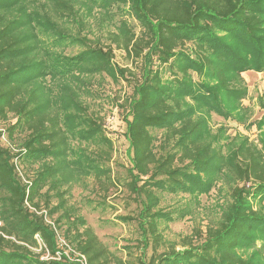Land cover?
I'll use <instances>...</instances> for the list:
<instances>
[{
    "label": "trees",
    "instance_id": "trees-1",
    "mask_svg": "<svg viewBox=\"0 0 264 264\" xmlns=\"http://www.w3.org/2000/svg\"><path fill=\"white\" fill-rule=\"evenodd\" d=\"M119 3L138 35L124 21L107 32L109 45L71 32L97 11L101 26ZM74 46L81 50L65 52ZM114 49L138 61V74L112 63ZM247 71L264 73V0H0V126L12 117L4 134L24 136L16 152L0 146V264H264L256 247L264 242V94L256 98L261 117L248 124L256 142L211 125L212 115L245 122ZM102 74L131 85L118 107L139 252L126 260L65 207L61 192L89 177L105 192L115 185L112 140L82 100ZM15 161L35 167L25 183ZM218 184L226 196L218 219L179 249L166 241L160 225L189 211L159 209V194L197 201ZM61 221L76 257L58 247Z\"/></svg>",
    "mask_w": 264,
    "mask_h": 264
},
{
    "label": "rangeland",
    "instance_id": "rangeland-1",
    "mask_svg": "<svg viewBox=\"0 0 264 264\" xmlns=\"http://www.w3.org/2000/svg\"><path fill=\"white\" fill-rule=\"evenodd\" d=\"M109 17L105 18L100 26L101 12H95L94 17L87 21L86 28L81 31L71 24V32L75 35L86 36L88 39L99 40V45H109L107 37L108 31H114L120 21L126 22L128 27L136 34H139L140 28L135 19L127 13V6L122 4L112 5L109 9ZM81 50L78 46L69 47L65 50L67 54H74ZM112 63L119 68H128L135 74H138L139 63L132 61L124 51L114 49ZM242 77L247 85L248 95L242 101L244 107L247 108L248 114L244 123H237L232 120H223L220 117L212 115L211 125L216 128L220 125L224 126L227 134L234 135L240 132L249 140L256 142L257 131L254 126L248 124L261 117L262 111L258 108L256 98L264 94V73L259 75L251 72H245ZM89 92L82 96L83 102L88 107L89 112L94 116L102 119L103 128L107 136L112 140L113 152L109 166L112 171V178L115 182L107 192L100 189L92 178H84L82 181L74 183L70 186L61 188V192H66L64 200L65 207L68 210L73 209L75 215L83 218L86 225L90 227L98 239L117 257L126 260L132 256H136L139 252V230L135 218L138 213V204L132 195H129L125 188V182L128 181L126 168L130 166L127 155L128 142L125 139V124L122 116L124 112L118 107L123 98L131 93V85L128 82L119 80L113 82L108 76L102 74L96 75L88 84ZM14 119H10L1 124L0 146L9 148L11 152H16L21 147L24 140L23 135H14L8 138L4 134V130L8 128ZM17 165L18 176H22L25 183L27 177L32 176L33 169L29 165L21 164L15 161ZM219 184L212 189L207 195H201L197 201H187L188 196L183 194L171 195L159 194L160 202L158 208L163 211L176 210L181 207H187L188 213L174 222L160 225L164 239L170 244H177L179 249L181 240L185 237H193L196 231H204L207 224H212L218 219V204L226 199L225 191L218 193ZM56 198H52L50 206H56ZM43 213L48 210L43 205ZM62 211L54 214L51 219L46 218L47 224H52L53 220H57ZM130 217L132 221L122 222L118 217ZM62 221L56 227L58 237V247L61 248L66 256L75 254L72 252V246L64 238L63 234L65 225ZM165 226V227H164ZM256 247L264 253V242H258ZM39 251V250H37ZM162 251V249L160 250ZM148 255L150 250L147 251ZM76 257V256H75ZM48 254L42 256V259H49ZM52 259V258H51ZM56 259V258H54Z\"/></svg>",
    "mask_w": 264,
    "mask_h": 264
},
{
    "label": "built area",
    "instance_id": "built-area-1",
    "mask_svg": "<svg viewBox=\"0 0 264 264\" xmlns=\"http://www.w3.org/2000/svg\"><path fill=\"white\" fill-rule=\"evenodd\" d=\"M16 170H17V168H16ZM17 172H18V171H17ZM57 256H58V255H57ZM79 261H80L81 264H86V263H85V260H84L83 257H81V258L79 259Z\"/></svg>",
    "mask_w": 264,
    "mask_h": 264
},
{
    "label": "crops",
    "instance_id": "crops-1",
    "mask_svg": "<svg viewBox=\"0 0 264 264\" xmlns=\"http://www.w3.org/2000/svg\"><path fill=\"white\" fill-rule=\"evenodd\" d=\"M248 72H251V71H248ZM253 72V71H252ZM254 73V72H253ZM255 74H257V75H259V74H261V73H255ZM262 115V114H261Z\"/></svg>",
    "mask_w": 264,
    "mask_h": 264
}]
</instances>
